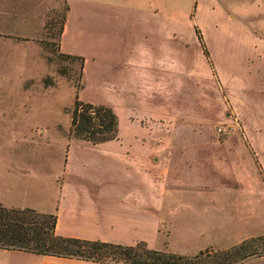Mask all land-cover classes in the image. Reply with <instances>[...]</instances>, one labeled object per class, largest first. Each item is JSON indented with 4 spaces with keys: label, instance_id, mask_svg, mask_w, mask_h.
Listing matches in <instances>:
<instances>
[{
    "label": "crops",
    "instance_id": "1",
    "mask_svg": "<svg viewBox=\"0 0 264 264\" xmlns=\"http://www.w3.org/2000/svg\"><path fill=\"white\" fill-rule=\"evenodd\" d=\"M206 1L66 0L59 49L84 57L78 97L110 105L118 133L98 144L68 139L64 163L54 174L55 204L38 209L56 214V234L122 245L144 241L149 248L185 255L264 235V0H249L246 6L211 0L215 11L245 8L240 12L263 33L246 48L252 80L243 79L244 56L228 62L231 75L241 77L230 82L231 92L238 93L240 131L212 147L205 135L148 133L140 125L174 107L176 20L187 18L190 24L189 14L206 10ZM41 3L51 7L62 0L35 2ZM178 38L185 39L183 32ZM234 58L242 64L235 67ZM86 87L103 95L87 97ZM74 144L93 146L98 160L91 166L76 163ZM14 166L13 155H0V203L6 206L11 202L5 194L14 192L10 180L24 178ZM0 264L122 263L0 248ZM241 264H264V255Z\"/></svg>",
    "mask_w": 264,
    "mask_h": 264
},
{
    "label": "rangeland",
    "instance_id": "2",
    "mask_svg": "<svg viewBox=\"0 0 264 264\" xmlns=\"http://www.w3.org/2000/svg\"><path fill=\"white\" fill-rule=\"evenodd\" d=\"M34 1L0 0V155H13L15 173L24 174V178L15 175L10 180L14 192L3 198L11 202L8 207L22 205L39 211L46 204L50 208L55 204L54 174L62 168L72 137L68 135L70 110L75 88L83 79L79 78L78 62L60 56L56 46L66 0L51 7ZM247 1L229 3L246 6ZM213 7L208 0L206 10L194 9L189 14L190 24L187 18L176 20L174 107L164 117L142 119L140 125L146 132L205 135L214 147L232 131H240L238 93L231 92L230 82L241 77L231 75L228 62L230 57L244 56L243 64L234 58L235 67L242 64L243 79L252 80L247 73L252 58L246 48L263 33L254 30L247 13L240 12L245 8L220 12ZM178 32H183L185 39L180 40ZM46 80L51 85H46ZM85 89L87 97L94 100L103 95ZM152 95L161 98L163 93ZM229 124L236 126L231 130ZM219 127L229 130L220 132ZM92 148L74 144L76 163L84 160L91 166L96 162L99 155Z\"/></svg>",
    "mask_w": 264,
    "mask_h": 264
},
{
    "label": "trees",
    "instance_id": "3",
    "mask_svg": "<svg viewBox=\"0 0 264 264\" xmlns=\"http://www.w3.org/2000/svg\"><path fill=\"white\" fill-rule=\"evenodd\" d=\"M67 9L66 5L57 31L56 46L60 56L78 62L81 80L84 57L62 53L59 49ZM51 83L46 80V85ZM82 87L83 81L75 88L68 135L92 144L115 139L118 117L114 109L108 104L80 100L78 92ZM55 223V213H43L31 207H8L0 203V248L122 264H241L249 258L264 255V235L244 239L226 249L205 248L196 254L185 255L149 248L144 241L122 245L61 236L55 233Z\"/></svg>",
    "mask_w": 264,
    "mask_h": 264
},
{
    "label": "built area",
    "instance_id": "4",
    "mask_svg": "<svg viewBox=\"0 0 264 264\" xmlns=\"http://www.w3.org/2000/svg\"><path fill=\"white\" fill-rule=\"evenodd\" d=\"M237 127L239 126L238 123H236ZM235 124H229L228 127H230L231 130H233L234 126H236ZM218 130L220 132H227L229 130V128L226 127H219Z\"/></svg>",
    "mask_w": 264,
    "mask_h": 264
}]
</instances>
